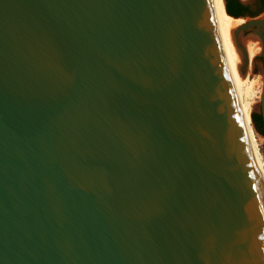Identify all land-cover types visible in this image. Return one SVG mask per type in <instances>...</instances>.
<instances>
[{"label":"water","instance_id":"obj_1","mask_svg":"<svg viewBox=\"0 0 264 264\" xmlns=\"http://www.w3.org/2000/svg\"><path fill=\"white\" fill-rule=\"evenodd\" d=\"M0 264H264L209 0H0Z\"/></svg>","mask_w":264,"mask_h":264},{"label":"bare ground","instance_id":"obj_2","mask_svg":"<svg viewBox=\"0 0 264 264\" xmlns=\"http://www.w3.org/2000/svg\"><path fill=\"white\" fill-rule=\"evenodd\" d=\"M209 1L212 17L218 33L220 47L236 98L239 119L246 137L247 151L249 153L250 161L257 179L260 183H264V158L258 148L254 132L250 126V121L242 101V96L249 97L252 95L253 92H251V89L254 84L252 80V82L248 81L247 78L242 76L244 73V66L245 64H248L249 69L252 70L251 68L253 67L255 56L262 53V42L258 39L255 40L254 37L246 39L245 47L248 55L247 57H244L241 48L237 44L235 31L237 28L245 24L248 19L244 17L236 18L229 15L226 11L225 0Z\"/></svg>","mask_w":264,"mask_h":264},{"label":"rangeland","instance_id":"obj_3","mask_svg":"<svg viewBox=\"0 0 264 264\" xmlns=\"http://www.w3.org/2000/svg\"><path fill=\"white\" fill-rule=\"evenodd\" d=\"M242 1L248 2L250 0H242ZM260 55H261V53L255 56L254 61L256 63L263 59ZM251 69L252 70L249 69L248 64H245L244 73L242 76L244 78H247L248 81L252 80L254 82L255 86L253 84V88L251 89L252 90L251 92H253L252 95L249 97L242 96V101H243V105L245 107L247 116H248L249 121H250V126L254 132L258 148L262 154V157L264 158V136L261 133L255 131L254 126H253V122H252V114L258 113V111L256 110V107L259 106L261 103V97H262V92H263L262 91L263 90V83H264V75L257 68V66H254V64H253V67Z\"/></svg>","mask_w":264,"mask_h":264},{"label":"trees","instance_id":"obj_4","mask_svg":"<svg viewBox=\"0 0 264 264\" xmlns=\"http://www.w3.org/2000/svg\"><path fill=\"white\" fill-rule=\"evenodd\" d=\"M226 10L233 17H255L264 12V0H255L253 3L242 0H226ZM257 130L264 136V124L260 113L252 114Z\"/></svg>","mask_w":264,"mask_h":264}]
</instances>
